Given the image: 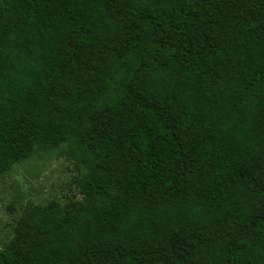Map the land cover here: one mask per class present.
<instances>
[{"label": "trees", "instance_id": "obj_1", "mask_svg": "<svg viewBox=\"0 0 264 264\" xmlns=\"http://www.w3.org/2000/svg\"><path fill=\"white\" fill-rule=\"evenodd\" d=\"M62 144L0 264H264V0H0V179Z\"/></svg>", "mask_w": 264, "mask_h": 264}, {"label": "rangeland", "instance_id": "obj_2", "mask_svg": "<svg viewBox=\"0 0 264 264\" xmlns=\"http://www.w3.org/2000/svg\"><path fill=\"white\" fill-rule=\"evenodd\" d=\"M76 156L70 145L50 150L38 149L34 155L14 165L0 179V249L13 236L16 218L27 202L62 204L79 198L73 178L79 175ZM83 173V172H82Z\"/></svg>", "mask_w": 264, "mask_h": 264}]
</instances>
